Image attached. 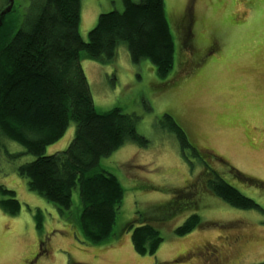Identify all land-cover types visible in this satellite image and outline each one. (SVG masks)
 Returning a JSON list of instances; mask_svg holds the SVG:
<instances>
[{
  "label": "rangeland",
  "instance_id": "obj_1",
  "mask_svg": "<svg viewBox=\"0 0 264 264\" xmlns=\"http://www.w3.org/2000/svg\"><path fill=\"white\" fill-rule=\"evenodd\" d=\"M25 1L14 0L12 16L5 18L20 20ZM163 3L175 42L171 73L157 75L146 60L132 63L123 44L110 64L81 60L96 111L119 108L134 114L137 133L147 140L145 147L126 143L100 162L124 189L115 235L101 243L85 242L77 226L76 192L73 213L66 219L29 191L26 180L17 175L16 169L33 157L4 140L0 186L14 192L20 212L10 216L0 210V264L264 261V0ZM4 8L6 0H0V12ZM122 8L121 0H81V39L87 41L100 14ZM164 115L183 129L203 164L189 151H181L174 134L163 126ZM74 132L71 124L59 141L46 147L44 155L65 150ZM7 154L20 156L11 159ZM210 170L258 208H233L213 196L206 188ZM186 198L196 210L181 207L179 214L158 227L163 241L154 255L135 253L132 230L124 226L137 212H152L154 217L160 214L153 210L171 211V204L186 203ZM194 213L201 226L176 236L173 230Z\"/></svg>",
  "mask_w": 264,
  "mask_h": 264
},
{
  "label": "trees",
  "instance_id": "obj_2",
  "mask_svg": "<svg viewBox=\"0 0 264 264\" xmlns=\"http://www.w3.org/2000/svg\"><path fill=\"white\" fill-rule=\"evenodd\" d=\"M121 2L122 11L98 16L86 42L79 32L81 0H26L20 20L5 18L12 16L10 10L0 22V148L7 140L21 146L23 155L33 157L16 169L17 175L26 180L29 191L52 204L66 219L73 213L76 192L77 226L83 240L93 244L115 235L124 196L120 181L100 166L101 160L129 142L145 147L147 140L137 133L138 117L134 114L119 108L96 111L81 60L110 64L123 44L132 63L146 60L157 75L171 73L175 65V42L163 0ZM163 119L164 128L174 134L181 151H189L201 162L203 157L183 129L169 115ZM71 124L75 132L67 148L44 155L46 147L59 141ZM7 156L15 159L20 155ZM209 173L206 188L213 196L233 208H258L220 175L212 170ZM186 201L171 204V211L153 210L160 214L154 217L152 212H137L124 226L132 230L135 253L154 255L163 241L158 227L179 214L181 207L196 210L188 198ZM0 210L10 216L20 212L14 192L3 186ZM198 218L192 214L174 234L181 237L199 228L202 223Z\"/></svg>",
  "mask_w": 264,
  "mask_h": 264
},
{
  "label": "water",
  "instance_id": "obj_3",
  "mask_svg": "<svg viewBox=\"0 0 264 264\" xmlns=\"http://www.w3.org/2000/svg\"><path fill=\"white\" fill-rule=\"evenodd\" d=\"M12 3V0H9V6L0 14V22L1 19L11 10Z\"/></svg>",
  "mask_w": 264,
  "mask_h": 264
},
{
  "label": "flooded vegetation",
  "instance_id": "obj_4",
  "mask_svg": "<svg viewBox=\"0 0 264 264\" xmlns=\"http://www.w3.org/2000/svg\"><path fill=\"white\" fill-rule=\"evenodd\" d=\"M30 262H33V261H30ZM37 262V261H36Z\"/></svg>",
  "mask_w": 264,
  "mask_h": 264
}]
</instances>
